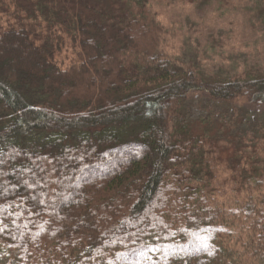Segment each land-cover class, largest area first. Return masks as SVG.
<instances>
[{"label": "trees", "instance_id": "obj_1", "mask_svg": "<svg viewBox=\"0 0 264 264\" xmlns=\"http://www.w3.org/2000/svg\"><path fill=\"white\" fill-rule=\"evenodd\" d=\"M152 8L0 0V264H146L151 243L155 264H264V120L234 142L184 114L195 91L263 106L264 65L177 63Z\"/></svg>", "mask_w": 264, "mask_h": 264}, {"label": "rangeland", "instance_id": "obj_2", "mask_svg": "<svg viewBox=\"0 0 264 264\" xmlns=\"http://www.w3.org/2000/svg\"><path fill=\"white\" fill-rule=\"evenodd\" d=\"M152 6L168 38L165 49L177 63L196 62L205 76L237 72L252 61L264 65V40L246 0H215L203 8L191 0H152ZM72 57L67 45L56 53L64 64ZM184 106L187 119H210L211 129L220 128L234 142L237 137L249 139L250 127L264 120V105L213 101L200 91L191 92Z\"/></svg>", "mask_w": 264, "mask_h": 264}, {"label": "snow or ice", "instance_id": "obj_3", "mask_svg": "<svg viewBox=\"0 0 264 264\" xmlns=\"http://www.w3.org/2000/svg\"><path fill=\"white\" fill-rule=\"evenodd\" d=\"M33 176H36V174L35 173H33ZM40 183V181L39 180H37V184H39ZM13 187H15L14 185H13ZM4 195H7V192H4L3 193ZM32 199L33 200H36L37 199V197L34 195V196H32ZM39 204L41 205V206H43V205H45V201L43 200V199H41V200H39ZM2 205H0V209H2ZM29 214H31V213H29ZM15 215V213H10L9 214V217H12V216H14ZM5 217H3V216H0V234H3V233H5V232H7L8 231V225L7 224H5ZM12 223L13 224H15L16 223V221L13 219L12 220ZM13 240H15V235H13L12 237H11ZM161 251H162V249H161V246L159 245V244H156V243H151V244H149L145 249H144V253H145V255H144V257H143V259H144V261L146 262V264H155V261H156V259H157V254H159V253H161ZM207 255H210V253H206ZM175 259V256H171V257H168L167 258V261H166V264H172V261ZM137 264H141V261H137Z\"/></svg>", "mask_w": 264, "mask_h": 264}]
</instances>
